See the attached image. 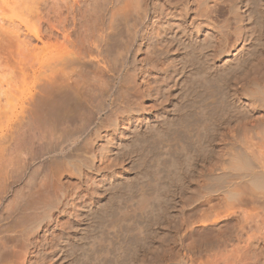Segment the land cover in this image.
Returning <instances> with one entry per match:
<instances>
[{
	"label": "bare ground",
	"instance_id": "bare-ground-1",
	"mask_svg": "<svg viewBox=\"0 0 264 264\" xmlns=\"http://www.w3.org/2000/svg\"><path fill=\"white\" fill-rule=\"evenodd\" d=\"M0 126V194L28 183L21 264L67 214L52 264H264V0H0ZM37 137L63 162L34 185Z\"/></svg>",
	"mask_w": 264,
	"mask_h": 264
},
{
	"label": "rangeland",
	"instance_id": "rangeland-1",
	"mask_svg": "<svg viewBox=\"0 0 264 264\" xmlns=\"http://www.w3.org/2000/svg\"><path fill=\"white\" fill-rule=\"evenodd\" d=\"M196 3H197V2H196ZM227 3H228V2H227ZM227 3H226V6H227ZM232 25H233L232 27L235 26V24H233V22H232ZM111 79H113V78L110 77V83L113 82V80L111 81ZM203 88H205V85L203 86ZM93 109H94V108H93ZM90 110H91V109H90ZM92 111H93V110H92ZM92 111H90V112L93 113L94 111H93V112H92ZM91 113H90V114H91ZM91 116H92V117H91V118H92V119H91V122H92V131H93L95 128H97L98 126H100L102 122L106 121V122H104V124H108V123L110 122V120H107L108 118H107L106 114H105V115L103 114V116H98L97 113L95 114V112H94L93 115H91ZM93 116H94V118H93ZM105 116H106V117H105ZM104 117H105V118H104ZM42 118L44 119L45 116H43ZM97 118H98V119H97ZM103 118H104V119H103ZM47 119H48V117L45 118V119L43 120L44 123H45V120H46V122H47V124L45 123L46 125H45L44 123L42 124V123L40 122V124H42V125H40L41 127L44 125V126L41 128L42 130H45V129L48 130V129L50 128V126H51L52 124H53V125L56 124L57 121L59 122V123H57L58 125L56 124V126H58V128H66V129H68L69 127H71V128L73 127V128H72L73 130H72L71 128L68 129V130L71 131V132L74 131V129H75L74 127L76 126V125H75L74 123H72L71 121L68 122L69 119L67 120L66 118H65L64 120H62V122H60L58 118H55V117L52 118V117H51V119L54 120V121H53L54 123H53L52 121H50V120H51L50 117H49L50 120L48 119L49 121H48ZM56 120H57V121H56ZM66 120H67L68 123L66 122ZM41 121H42V119H41ZM55 121H56V122H55ZM108 121H109V122H108ZM65 122H66V123H65ZM93 122H94V123H93ZM50 123H51V124H50ZM60 123H63V124L65 123V124H64V127H63V125L60 124ZM70 123H71V124H70ZM68 124H70V125H68ZM47 125H48V126H47ZM66 125H67V127H66ZM96 125H97V126H96ZM5 127H6V126H4L3 128H5ZM1 130H2V126H0V133H1ZM42 130H41V132H42ZM183 130H185V131H183ZM186 130H187V131H192V130L186 128V129H182V130H181V133H182V132H187ZM37 131H38V130L35 131L36 134L40 132V131H38V132H37ZM33 132H34V131H33ZM43 132H44V131H43ZM45 132H46V130H45ZM192 132H194V134H193V133H190V134H192V135L194 136V135H195V131H192ZM227 132H228V131H227ZM190 134H188L190 139H188V138L186 139V135H187V133H186V135L184 136L185 139H186L187 141H188V140L191 141L192 138H193V136L191 137ZM231 134H233V132H232ZM182 135H184V134L182 133ZM188 135H187V137H188ZM39 136H40V135H39ZM30 137H31V136H30ZM82 137H83V138H82ZM82 137L80 138V140H79V138L77 139L78 142L80 141L79 143H81V144H82V142H83L82 140L85 139L84 137H86V135H83ZM39 138H40V137H37V138H36L35 143H34V144H35L34 146H33L32 143H31V144L29 143L30 145L27 144V147L30 146L29 148H31V145H32L33 150L35 149V151H36L35 154L38 153V154H36V158H37V160H35L34 163H32V166H31V164H30V169H29V173H28V174H30V171H31V172H34V174H33V178H32V180H31V183H30V184H32V183H33V184L36 183L37 180H39V178H41V176H42L41 174H42V172H43V169H44V168H47L48 165H49V167H48V169H49V168H50V165H51V166H55V165H57L58 162H59V163L63 162V155H61V154H60V155H57V156L59 157V159H57V158H58L57 156H54V155H51V154H50V155H47V156H45V157H42L41 153H42V151H43V148H42V144H43V143H42V141H40ZM162 138H163V137H162ZM38 139H39V140H38ZM32 140H33V136H32V138H31V142L34 141V140H33V141H32ZM37 140L40 141L41 144H40V142H38ZM29 142H30V141H29ZM36 143H37V144H36ZM38 143H39V144H38ZM179 144H180V143H179ZM182 144H185V143H182ZM38 145H39V146H38ZM35 146H36V148H35ZM179 146H180V145H179ZM41 148H42V149H41ZM179 148H180V147H179ZM200 148H201V150H202V151H200V153L202 152L201 154H203V152H204V154H206L205 150H203L202 147H200ZM228 148H229V147H228ZM223 150H225V149H223ZM78 151H79V150H78ZM183 152H185V151H183ZM75 153H77V152L75 151ZM78 153L81 154V153H83V152H80V151H79ZM39 154H40L41 156H40ZM37 155H39V156H37ZM81 155H84V154H81ZM52 156H53V157H52ZM39 157H40L42 160H41ZM56 157H57V158H56ZM46 158H47V159H46ZM54 158H55V159H54ZM60 158H62V159H60ZM43 159H44V160H43ZM51 160H52V161H51ZM56 160H57V161H56ZM60 160H61V161H60ZM55 161L57 162L56 164H55ZM46 162L48 163V165H47ZM50 163H51V164H50ZM59 163H58V164H59ZM59 165H61V164H59ZM31 167H32V168H31ZM31 169H32V170H31ZM39 169H40V170H39ZM34 170H35V171H34ZM45 170H47V169H45ZM36 171H37V172H36ZM33 179H34V180H33ZM74 180H75V182H74ZM68 181H69V183L71 182V184H75V183H76V179H75V178H70V180H68ZM68 181H67V182H68ZM72 181H73L74 183H73ZM26 182H27V181H25V180H24V181L22 180V182H19V183L15 182V184L12 182L11 186H10V184H9V186L7 187L8 189H7V188L5 189L7 192L5 191V192H3V194H2V193L0 194V196L3 195V196H2L3 199L0 198V199H1V200H0V212H1V211L3 212V213H2V212L0 213V214H1V215H0V218L3 219V217H4V219H5V220H4V219H3V220L0 219V220H1L0 222H1V223L3 222V226H2V224L0 223V228H1V229H0V235H1V234L3 235V236H0V238H2V237L4 238V239H0V241H1V240H5V241H3L4 243H5V242L8 243V242L10 241V238H8V236L11 235V232L13 231L12 229H14V227H13L14 224H13V223H15V222H17V221L20 222V220H21V222H22L23 219L25 218V216H22V215H21V214H22L21 212H19V213H21V214H19L17 211H13V210H16L14 207H17L16 204H15V203H17V201H16V199H17V197H18L17 194H20V195H19V197H20L21 194H23V192H25V193L28 192V189H27V186H26L28 183L26 184ZM25 184H26V185H25ZM34 185H35V184H34ZM153 185H154V184H153ZM31 186H32V185H31ZM10 187H11V188H10ZM155 187H156V184H155ZM19 188H21L22 190L19 189ZM16 190H17V191H16ZM20 192H21V193H20ZM7 193H8V194H7ZM14 193H16V195H17L15 201H14V198H15V194H14ZM93 193H95V191H94ZM93 193H92V196H93V197H91V198L94 200L95 197L98 196V194H96V193L93 194ZM4 195H5V196H4ZM19 197H18V199H19ZM21 197H22V196H21ZM96 199H97V197H96ZM9 200H10V201H9ZM11 200H12V201H11ZM120 200H121V198H120ZM122 200H123V199H122ZM117 201H119V199H118ZM11 202H12V203H11ZM13 202H15V203L13 204ZM10 204H12V206H13V208H14L11 212H13V213H16V212H17V213L19 214V217L17 216V213H16V215L12 214V217L14 216L13 218L9 215V214L11 213L10 211H8L9 214L7 213V209L9 210L8 205H9V207H10ZM138 205H139L138 207H140V206H141V203H138ZM1 206H2V207H1ZM6 206H7V207H6ZM3 207H4V208H3ZM1 208L4 209V211H3ZM11 208H12V207H11ZM5 209H6V210H5ZM139 209H140V208H139ZM139 209H137V210H139ZM10 210H11V209H10ZM161 212H162V211H160V212H158V213H159L160 215H162L163 213H161ZM163 212H164V210H163ZM5 215H7L9 218H8L7 216H5ZM68 215H69V214H67V215H65V216H60V217H58V218L56 217L55 220H57V221L53 220L51 223H49L48 226L45 227V228L43 229L44 231L41 230V231H39V233H38V232H36V233H35V232H34V233L31 232V236H32V233L34 234V235L31 237L32 239H31V242H30V243H32V245L28 246L29 251H28V249L26 248L25 251H27L28 253H27V254L25 253L26 256L23 257V258H25V261H26L25 263H26V264H42V263H43V264H52V263H53V261L51 260V256L48 257V256H49V254H48L49 252H47V251H48L47 248L45 249V246L43 247V246H41V245H43V244L45 245V244H46V243H45L46 241H43V239L45 240L46 237H47L48 235H50V237H52V234L55 233V235L58 237L57 239H59V237H61V236H63V235H64V236H67L68 234H70L71 232H73V231H72L73 229H71V227L68 228V229H66L65 226L62 227V225L60 224L61 222H62V224H63L64 221H65V223L63 224V225H65L66 222H67L68 220H73L70 216H69V217H66V216H68ZM157 215H158V214H157ZM157 215H156V214L153 215V221L156 220ZM20 216H22V217H24V218H23V219H19ZM10 217H11V218H10ZM16 217H18V218H16ZM22 217H21V218H22ZM7 218H8L9 220H8ZM14 218H15V219H14ZM60 218H61V219H60ZM134 218H136V219H134ZM134 218L130 221V222L132 223V222L135 220V221L131 224V227L129 228V229L132 228V229H131L132 231L130 230V231L132 232V234H131V232H130V235H132V236H133V230H134L133 228H134V224H135V227H136L137 224H138V225L141 224L140 221H139V223H135L136 221L139 220V219H138L139 217H138V218H137V217H134ZM137 219H138V220H137ZM6 220H7V221H6ZM11 220H12L13 223L11 222ZM13 220H14V221H13ZM16 220H17V221H16ZM59 220H60V221H59ZM4 221H5V222H4ZM21 222H20V224H22ZM59 222H60V223H59ZM9 223H11V224H9ZM17 223H18V222H17ZM23 223H24V221H23ZM15 224H16V223H15ZM18 224H19V223H18ZM18 224H17V225H18ZM20 224H19V225H20ZM57 224H59V225L61 226V228H60V226H58ZM5 225H6V226H5ZM8 225L10 226V228L7 229ZM11 225H13V226H11ZM128 225L130 226V224H128ZM138 225H137V227L135 228V229H136L135 231H137V232L134 231V234H136L135 236H137V237H135L136 239L140 236V237L138 238V239H140V241H139L138 239H137V241H136L137 243H139V242H140V243H139L138 245H137V243H130V242L127 243V244L124 243V245H123V243H120V244H122L124 247L129 246V248L127 247L128 249L126 248L127 250H129L130 248H132V245H131V244H133V248L131 249L132 251H133L135 248H136V249H141V247H145V246H144L145 244H146L147 247H148V245H149L148 242H146V241L142 238V237H144V235L141 234V233H143V230H144L143 227H144V225H143L142 227H141L140 225H139V226H138ZM141 225H142V224H141ZM68 226H69V224H67V227H68ZM64 227H65V228H64ZM139 227H141V229H140ZM3 228H4V229H3ZM48 228H50V229H48ZM6 229H7V232H6ZM9 229H11L12 231L9 230ZM64 229H65V231H64ZM139 229H140V230L143 229V230H142L141 232H138ZM46 230H47V231H46ZM67 230H68V231H67ZM3 232H4V233H3ZM48 232H50V233L48 234ZM5 233H7V234H9V235H7V234H5ZM46 233H47V234H46ZM51 233H52V234H51ZM58 233H59V234H63V235H59ZM64 233H65L66 235H65ZM4 234H5V235H4ZM71 234H72V233H71ZM71 234H70V235H71ZM138 234H139V235H138ZM6 235H7V236H6ZM42 235H43V236H42ZM53 235H54V234H53ZM55 235H54V236H55ZM142 235H143V236H142ZM141 236H142V237H141ZM6 237H7V238H6ZM9 237H10V236H9ZM141 238H142V241L144 240V243H142ZM8 239H9V240H8ZM34 239H35V240H34ZM21 240H22V239H20V241H17V242L15 241V244H17V243L19 244V242L21 243ZM32 240H33V241H32ZM37 240H38V241H37ZM46 240H47V239H46ZM1 242H2V241H1ZM1 242H0V246H2L3 248H2V247L0 248V255H1V256H4V257H2V258L5 259V258L8 257L9 259H5V260H6V262H8V263H10V264H11V261H12V260H13L12 262H14L16 259H20L21 262L19 263L20 260H19V261L16 260V264H21V263H22V257H21V255H20V253L22 252V256L24 255V254H23V251L21 250V249H22V245H21L20 247H17V248H19V249L21 248V249H20L21 252L19 251V253H18L19 256L17 257V253H16V252H18V250L16 249V252H15V251H14V252L12 251V249L14 248V245H13V244H12L13 247H11V250H10V246H12L11 243H10L9 245L5 243L6 245L9 246L8 249H5V247L7 248V246H5V244H4V246H3V244H1ZM3 242H2V243H3ZM10 242H11V241H10ZM33 242H34V244L37 245V247L33 244ZM35 242H38V243H35ZM47 242H48V240H47ZM12 243H13V241H12ZM21 244H22V243H21ZM120 244H118L117 246H116V245H114V246H116V247L118 248V247H121ZM143 244H144V245H143ZM19 245H20V244H19ZM89 245H90V244H89ZM119 245H120V246H119ZM136 245H137L138 247H137ZM142 245H143V246H142ZM40 246H41V247H40ZM123 246H122V247H123ZM149 246H150V245H149ZM34 247H35V248H34ZM39 247H40V248H39ZM116 247H115V248H116ZM124 247H123V248H124ZM134 247H135V248H134ZM147 247H146V248H147ZM33 248H34V249H33ZM113 248H114V247H113ZM115 248H114V250H116ZM123 248H122V249L120 248L121 251H123ZM1 249H2V252L4 251L3 249L6 250V251L4 252L5 255H4L3 253H2L3 255L1 254ZM23 249H24V248H23ZM87 249L89 250V252H88ZM126 249L124 248V250H126ZM136 249H135V250H136ZM7 250H8V251H7ZM81 250H82V249H81ZM81 250L78 251V252H81ZM118 250H119V248H118ZM131 250H130V251H131ZM135 250H134V251H135ZM9 251H10V253H9ZM25 251H24V252H25ZM84 251H85V253L87 252L86 255H83V256H82V258L84 257V258H83L84 261H85V262H86V261H87V262L89 261V262H91V264H93V260H95V259H97V258H94V259H93V258H90V256L92 257L91 254H94L95 251H94V253H92V249H91V248L89 249V246H88V248L86 247V249H84L83 252H84ZM90 251H91V253H90ZM119 251H120V250H119ZM132 251H131V252H132ZM6 252H7V253H6ZM11 252H13V253H11ZM116 252L118 253V251H116ZM14 253H15V254H14ZM85 253H84V254H85ZM135 253H136V252H135ZM10 254H11V255H10ZM43 254H44V255H43ZM45 254H48V256L46 255V256H47V257H46ZM88 254H90V255H88ZM9 255H10L11 257H10ZM87 255H88V258H90L92 261H91L90 259L87 260V258H85ZM135 255H136V254H134V256H135ZM1 256H0V262H2L1 264H4V263L6 264L5 261H4V262L2 261L3 259L1 258ZM42 256H45V258H43ZM95 256H98V255H94V257H95ZM26 257H27V258H26ZM41 257H42V258H41ZM135 257H137V256H135ZM48 258H49L50 260H49ZM98 258H99V256H98ZM14 259H15V260H14ZM41 259H42L43 261H42ZM85 259H86V260H85ZM38 260H39V261H38ZM97 260H99V259H97ZM97 260H96V261H97ZM146 260H147V259H146ZM49 261H50V262H49ZM51 261H52V262H51ZM176 261H178V260H176ZM176 261L174 260V262H176ZM23 262H24V260H23ZM47 262H49V263H47ZM8 263H7V264H8ZM25 263H23V264H25ZM148 263H149V264H152V261L149 260V262L147 261V264H148ZM13 264H15V262H14ZM89 264H90V263H89ZM94 264H96V262H95Z\"/></svg>",
	"mask_w": 264,
	"mask_h": 264
}]
</instances>
